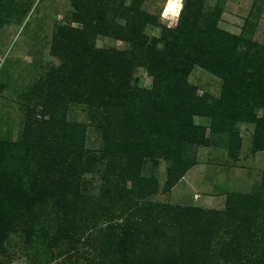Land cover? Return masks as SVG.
<instances>
[{"label":"trees","instance_id":"1","mask_svg":"<svg viewBox=\"0 0 264 264\" xmlns=\"http://www.w3.org/2000/svg\"><path fill=\"white\" fill-rule=\"evenodd\" d=\"M142 2L71 0L69 22L55 26L50 51L59 64L21 95L26 104L21 137L0 140V249L7 233L24 226L29 235L49 236L47 245L65 242L57 254H67L70 261L81 255L77 264H264L259 194L230 193L223 210L153 204L146 198L157 191V181L141 174L156 147L208 143L205 127L190 120L198 103L192 109L188 100H176L196 65L223 80L219 97L203 113L211 118V135L223 136L227 119L240 118L256 124L254 150H264V63L237 50L242 42L255 43L244 39L245 32L237 36L217 28L211 19L220 14L218 8L206 18L203 0H185L175 28L161 26L159 48L144 32L147 25H157V16L143 10ZM23 5L0 0V30L22 22ZM202 20L206 24L199 28ZM97 37L124 41L130 48L97 47ZM139 66L149 72L150 84L134 76ZM37 103L47 117L36 121ZM71 103L85 105L90 124L101 129L99 154L86 149L85 126L67 120ZM255 107L262 108L261 117ZM233 136L232 141L239 140ZM103 161L107 186L93 199L84 191L82 175ZM188 167L186 157L175 159L177 173L170 170L163 190ZM118 168L124 171L122 184L110 183ZM117 200L125 204L113 214ZM83 244L91 253L80 252Z\"/></svg>","mask_w":264,"mask_h":264},{"label":"rangeland","instance_id":"2","mask_svg":"<svg viewBox=\"0 0 264 264\" xmlns=\"http://www.w3.org/2000/svg\"><path fill=\"white\" fill-rule=\"evenodd\" d=\"M130 0H127L129 3ZM16 4L24 2L27 13L22 22L11 21L0 30V140H18L22 135L25 122L26 104L21 97L29 91V87L39 78L45 76L50 66L58 65L59 59L50 51L52 33L55 26L67 24L74 11L71 0H13ZM176 0H143L141 8L157 16V25H147L144 29L151 44L162 48L158 39L161 26L175 28L179 22L185 0H180L179 10L170 7ZM203 11L210 17V13L219 9L220 14L211 21L217 28L235 34L244 35L255 43L251 46L238 44V52L249 54L251 60L264 63V0H203ZM23 7V8H24ZM178 12V14H177ZM122 22V20H119ZM248 23L252 28L247 27ZM76 26V23H72ZM205 21L198 23L203 28ZM247 30V31H246ZM95 45L103 48H117L129 50V44L111 37H97ZM220 55V53H219ZM257 59V61H256ZM134 76L142 78L144 84H150L152 77L147 69L137 67ZM185 84V85H184ZM180 88L178 98L188 100V107L193 105L198 112L189 113L190 120L205 127L206 145L191 141L173 142L170 150L156 147L154 156L144 163L141 174L152 177L157 181V191L146 199L153 204L175 205L180 207H199L206 210H223L228 194L257 195L264 200V150H254L253 140L256 124L242 121L240 118L228 120L230 124L221 137L211 135L210 116L206 104L218 98L223 80L211 71L195 66L186 76L185 83ZM185 86V87H184ZM183 89L186 92H183ZM24 92V93H23ZM186 94V95H185ZM187 96V97H186ZM41 103L35 104L36 121L46 118L47 114L40 113ZM262 108L255 107L257 117L262 116ZM89 111L80 103H71L67 112V120L85 126V147L91 152H97L104 146L102 131L90 124ZM187 116V115H185ZM183 121H180V124ZM188 124V123H187ZM234 135V136H233ZM232 136L238 141H232ZM232 143V145H231ZM169 154V156H168ZM186 157L189 167L184 174L166 191L163 185L170 170L173 174V164L178 157ZM105 163L96 164L92 172L82 175L85 181V193L100 197L105 184L103 176ZM124 171L117 169L109 177L110 183L119 182ZM121 178V179H120ZM127 188L128 179H124ZM122 184V180H121ZM141 200V199H140ZM139 200V201H140ZM122 200L112 204L113 214H119L124 207ZM49 211V209H48ZM94 233V231L90 232ZM88 233V234H90ZM37 234H28L26 227H17L7 233L0 249V264H77L82 261L78 255L68 260L66 255H58L57 251L65 247V242L52 245L45 242ZM64 241V240H63ZM83 242V241H82ZM86 245H80L79 250L90 251ZM77 250V249H76ZM76 250H74L76 252Z\"/></svg>","mask_w":264,"mask_h":264},{"label":"clouds","instance_id":"3","mask_svg":"<svg viewBox=\"0 0 264 264\" xmlns=\"http://www.w3.org/2000/svg\"><path fill=\"white\" fill-rule=\"evenodd\" d=\"M169 6L172 7L173 9L179 10L182 7V4L180 3V0H176L175 3L170 4Z\"/></svg>","mask_w":264,"mask_h":264}]
</instances>
